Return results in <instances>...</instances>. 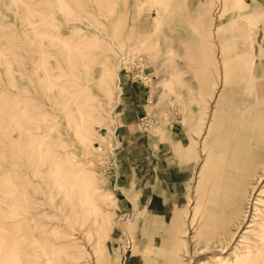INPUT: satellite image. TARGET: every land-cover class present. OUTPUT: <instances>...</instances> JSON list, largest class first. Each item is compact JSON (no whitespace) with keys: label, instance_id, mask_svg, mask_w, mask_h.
<instances>
[{"label":"rangeland","instance_id":"rangeland-1","mask_svg":"<svg viewBox=\"0 0 264 264\" xmlns=\"http://www.w3.org/2000/svg\"><path fill=\"white\" fill-rule=\"evenodd\" d=\"M157 10L163 11L159 22ZM88 13L97 17L99 27L119 45L110 47L108 39L102 37L104 55L100 56L104 58L107 53L112 59L106 70L110 83L107 88L95 85L93 99L90 97L88 101L95 113L80 115L75 109V118H67L66 123H59L62 126L52 131L48 140L51 143H42L39 138L44 123L51 120L52 109L48 105L53 96L43 98L41 84L71 81L78 76L67 70L66 60L62 61L65 52L51 33H69ZM89 30L96 29L91 26ZM33 46L36 52L31 49ZM124 82L142 92L149 103L148 113L134 129L138 133L135 138L140 140L131 146L121 140L119 133L111 131L117 127ZM118 84L122 89L120 97ZM83 119L88 122L91 145L82 147L74 131L77 122ZM263 124L264 0H0V213L11 198L9 189L28 177L31 185L25 194L42 205L33 212L34 220L41 223L36 232L51 235L50 238L55 234L52 239L57 238L54 241L60 245L65 243L62 249L73 253L72 258L58 264H170L169 257L183 247L189 251H181V264H189L187 259L193 254L200 256L194 257L193 264L200 260L215 264L210 262L209 255L217 254L218 250H214L217 247H206L216 229L212 209L219 196L228 191L233 176L229 162L255 147ZM255 129L257 133L253 132ZM248 136H252L250 140ZM52 141L57 143L53 145L55 148ZM133 146L142 147L139 152L147 157L132 167L127 151ZM257 150L264 157V144ZM77 163L84 164L83 169L88 171L70 196L57 185L59 177L55 173L62 169L72 171ZM91 169L93 177L87 174ZM123 170L126 175H121ZM63 196L67 200H62ZM72 206L74 211L68 210ZM4 226L2 221L0 264ZM70 231L74 238L64 236V240L62 234ZM170 239L179 240L180 245L174 247ZM252 239L253 246L256 243L259 250L263 249V239ZM196 248L204 251L195 253ZM72 249L80 253L75 254ZM252 253L247 255L249 261L244 262L261 263L264 250ZM228 255L229 252L225 254Z\"/></svg>","mask_w":264,"mask_h":264},{"label":"bare ground","instance_id":"bare-ground-1","mask_svg":"<svg viewBox=\"0 0 264 264\" xmlns=\"http://www.w3.org/2000/svg\"><path fill=\"white\" fill-rule=\"evenodd\" d=\"M185 1V0H184ZM221 1V0H220ZM185 4V3H184ZM168 10L173 11V9H171L169 6H167ZM158 11V10H157ZM166 11V9H164V12ZM163 11H158V16H157V20L159 22V20H161V18L163 17ZM221 16V15H220ZM216 17V16H215ZM77 18V17H76ZM83 21L82 22H75L77 23L76 26H72V29L68 30L70 31L69 33L63 34L61 32H56V33H51L53 36L55 35L59 41V44H61L60 46L62 47L63 52H65V57L63 60H66V65H67V70L70 71H74V75L77 73L78 76H76V78H71L70 76L69 79L71 78V81H47L43 84H41L42 87V91H41V95L43 98H50V96H53L51 99L50 104L48 105L50 107V109H52V113H51V120L50 122H46L44 123V132L43 134L40 136L39 140L43 143H45V141L49 142L48 140H50L52 131H54V129L59 126L61 127L62 125H58L59 123H63L66 121L67 118L73 117L75 118V113L74 110H78L79 114L83 115L85 112H91L93 111V105L90 104L89 98L92 97V91L94 90L95 85H102L104 88H107V86L110 83V76L108 75V73H106L107 68H109L111 60V57H109V55L106 54V56L103 58L100 55H104L101 53V48L104 47V45H102L104 43V40L102 37H106L108 39V43L110 44V47H119L118 43L115 41V38L108 32H106L105 30H103L101 27H99V22H97V17L94 16L93 14L88 13V15L82 17ZM78 19V18H77ZM218 25V24H217ZM216 25V26H217ZM93 27L96 30L91 32L89 30V27ZM215 26V27H216ZM50 27V26H49ZM56 28V27H55ZM217 30H219V26L216 27ZM215 28V30H216ZM53 30V29H52ZM61 31V30H60ZM45 33V32H44ZM43 35V33L41 34ZM50 36V35H49ZM105 39V40H107ZM27 42V41H26ZM44 42V41H43ZM34 43V42H32ZM44 44H46L44 42ZM103 46V47H102ZM31 47V46H30ZM29 47V48H30ZM37 47V46H36ZM34 46L31 48L34 52H36L34 49ZM25 49V48H24ZM36 49V48H35ZM112 49V48H111ZM31 50V51H32ZM104 51L106 50L103 49ZM28 51V50H27ZM112 51V50H111ZM117 51V50H116ZM53 52V51H52ZM113 52V51H112ZM24 53V52H23ZM120 53V52H119ZM27 55V54H25ZM54 55V54H53ZM112 56V55H111ZM24 57V56H23ZM34 57V56H33ZM32 57V58H33ZM123 57V56H121ZM31 58V57H30ZM28 59V58H27ZM30 60V59H29ZM37 61V60H36ZM51 61V60H50ZM55 61V60H53ZM56 62V61H55ZM52 64V63H51ZM56 64V63H55ZM59 64V63H57ZM120 64V63H119ZM27 66V65H26ZM55 66H59V65H55ZM29 67V65H28ZM106 67V68H105ZM119 67V65H118ZM60 68V67H58ZM105 68V70H104ZM36 70V69H35ZM63 70V69H62ZM65 71V70H64ZM41 73V72H40ZM72 73V72H71ZM57 74V73H56ZM73 74V73H72ZM42 75V74H41ZM62 75V74H61ZM60 75V76H61ZM64 75L67 76V74L64 73ZM69 75V74H68ZM116 76L119 79V73H118V68H116ZM27 77V75L25 76ZM36 77V75H35ZM67 77V78H68ZM74 77V76H73ZM29 78V77H28ZM37 78L39 79L38 75ZM98 80H102V81H96L95 79ZM66 79V78H65ZM36 82V81H35ZM40 82V81H39ZM39 82L37 81V84H39ZM119 81H117L118 83ZM227 82V81H226ZM222 83V82H221ZM28 84V83H27ZM223 84V83H222ZM25 85V84H24ZM224 85V84H223ZM29 87V86H27ZM38 88H40L39 86H37ZM118 96L120 97L122 94V89H121V85L118 84ZM26 88V87H25ZM24 88V89H25ZM31 89V88H30ZM37 89V88H36ZM96 89V88H95ZM23 90V88H22ZM27 90V89H26ZM25 90V91H26ZM32 90V89H31ZM35 91V90H34ZM38 91V90H37ZM40 91V89H39ZM214 92V90H213ZM29 93V92H28ZM216 93V92H215ZM30 94V93H29ZM38 94V93H37ZM101 94V93H100ZM32 95V94H31ZM35 95V94H33ZM40 95V94H39ZM102 95V94H101ZM215 95V94H214ZM218 96V95H217ZM216 96V97H217ZM31 97V96H30ZM41 97V96H40ZM24 98V97H23ZM102 98V97H101ZM201 98V97H200ZM214 98V96H213ZM14 99V98H13ZM27 99V96H25V101ZM30 100V99H29ZM28 100V101H29ZM38 100V99H37ZM203 100V99H202ZM24 101V102H25ZM27 101V102H28ZM43 101V100H42ZM108 101V100H107ZM209 101V100H208ZM211 101V100H210ZM19 102H20V97H19ZM203 102V101H201ZM44 103V102H43ZM48 103V102H47ZM20 104V103H19ZM25 104V103H24ZM104 104V102H103ZM205 104V103H204ZM201 105V109H203L202 107L204 106L203 103L200 104ZM206 105V104H205ZM8 106V105H7ZM104 107V106H103ZM206 107V106H205ZM209 107V106H208ZM211 107V105H210ZM245 107V105H244ZM47 109H49L47 107ZM40 110H43L42 108ZM211 110V109H210ZM44 111V110H43ZM206 111V110H205ZM94 113L96 112V110L93 111ZM204 112V110H203ZM92 113V112H91ZM93 113V114H94ZM45 114V113H44ZM92 114V115H93ZM206 114V113H205ZM39 115V114H38ZM97 115V114H95ZM33 117V116H32ZM35 117H38L37 115H35ZM43 118V117H42ZM41 118V119H42ZM89 118V117H88ZM49 119V118H48ZM81 119V118H80ZM205 119V118H204ZM40 120V119H39ZM207 120V119H206ZM35 123L37 122L36 120H34ZM44 121V120H42ZM41 121V122H42ZM73 121V119H72ZM76 122V121H75ZM207 122V121H206ZM40 123V121H39ZM16 125V124H15ZM40 126V124H39ZM206 126V123H205ZM264 126V124H263ZM32 127V126H31ZM58 127V128H59ZM75 136H76V140L77 143L79 144V146H89L91 145V141L89 139V128H88V122L83 119L77 122V125L75 126ZM209 127V126H208ZM17 128V127H16ZM57 128V129H58ZM40 129V127H39ZM209 129V128H208ZM41 130V129H40ZM60 130V129H59ZM111 131L113 133H117L116 132V128L111 129ZM206 131V130H205ZM60 132V131H59ZM58 132V133H59ZM254 133H257V130L255 129L253 131ZM17 133V132H16ZM207 134V133H206ZM252 137V136H251ZM250 136L247 137L248 140L251 139ZM58 138V137H57ZM60 138V135H59ZM63 138V137H62ZM201 138V137H200ZM259 138L260 141L257 142L256 144H254L255 147L253 148H248L245 151L242 152L241 155H237L236 158L232 159L229 162V165L232 169L233 172V176L232 179H230V183L227 186L228 191L225 194H221V196H219V200L217 201V204L215 205V207L212 209L214 217H213V221L216 223V229L213 233V235L209 238L208 242L206 243V247L210 248V245H214L217 247V249L214 250H218V253L215 254L214 256H210L212 258L210 259V262H215V264H244V260L247 262L249 261L248 253H252L253 249L255 251V253L260 252V250H264L260 249L256 247V243L253 246L252 245V238H255L254 240H260L262 241V239L264 240V157H261L257 147L259 148L260 144L263 146L264 144V130H262V133L259 134ZM65 139V138H63ZM18 140V139H16ZM61 139H59L58 141H60ZM200 140V139H199ZM55 141V140H53ZM52 141V142H53ZM57 141V140H56ZM57 141V142H58ZM66 141V140H65ZM256 141V140H254ZM203 142V141H202ZM51 143V142H50ZM54 143V142H53ZM51 144L52 146L57 143ZM60 143L62 144V141H60ZM59 144V143H58ZM69 144V143H68ZM50 145V146H51ZM66 145V144H65ZM46 146H49L46 144ZM51 146V147H52ZM53 146V147H54ZM22 147V146H21ZM57 147V146H56ZM61 147V146H59ZM50 148V147H49ZM55 148V147H54ZM24 149V147H23ZM22 149V150H23ZM48 149V147H47ZM203 150V148H202ZM63 150H61L62 152ZM23 152V151H22ZM54 152V151H53ZM64 152V151H63ZM20 155V153H19ZM24 155V154H23ZM22 155V156H23ZM47 155V154H46ZM45 156V155H44ZM48 156V155H47ZM62 156V155H61ZM204 156V155H203ZM25 157V156H24ZM51 157V155H50ZM49 157V158H50ZM54 157V156H53ZM201 157V156H200ZM33 158V157H32ZM45 158V157H43ZM47 158V157H46ZM192 158V157H191ZM10 159V158H9ZM40 159V157H39ZM38 159V161H39ZM51 159V158H50ZM53 159V158H52ZM10 161V160H7ZM16 161V160H15ZM86 161V160H85ZM23 162V161H22ZM30 162V161H29ZM37 162V161H36ZM75 162V161H74ZM77 162V161H76ZM75 162V163H76ZM201 162V161H200ZM203 162V161H202ZM9 163V162H7ZM18 163V162H17ZM48 163V161H47ZM55 163V162H54ZM53 163V164H54ZM85 163V162H84ZM20 166V162L18 163ZM86 164V163H85ZM197 164V163H196ZM205 164V163H203ZM17 164H14L13 166L15 167ZM27 165V164H25ZM55 165H57L55 163ZM84 165V164H83ZM83 165H81V163H77V168L75 166V168L72 171H63L64 169H62V171H56V175H58L59 177V187L62 191H66L67 193H73L74 188L78 187V180L85 174V171L88 170H84L83 169ZM200 165V164H199ZM8 166V165H7ZM19 166V167H20ZM38 166V165H37ZM48 166V165H46ZM51 166H54L51 164ZM58 166V165H57ZM58 169H60L59 167H57ZM198 166V165H197ZM13 167V168H14ZM24 167V166H23ZM32 167V166H31ZM55 167V166H54ZM53 167V168H54ZM10 170V166L7 167ZM12 168V167H11ZM18 168V167H17ZM27 168V167H24ZM24 168L22 170H24ZM33 168V167H32ZM44 168V167H43ZM48 168V167H47ZM55 168V170H56ZM87 168V167H86ZM5 169V168H4ZM51 169V168H50ZM6 170V169H5ZM19 170V169H17ZM16 170V172H17ZM30 170V169H28ZM61 170V169H60ZM197 170V169H196ZM13 171V169L11 170V172ZM31 171V170H30ZM36 171V170H35ZM198 171V170H197ZM19 172V171H18ZM33 172V171H32ZM43 172V171H41ZM6 173V171H5ZM4 173V174H5ZM10 173V172H9ZM13 173V172H12ZM11 173V174H12ZM15 173V172H14ZM13 173V174H14ZM25 172L21 173L22 175ZM29 172V176H30ZM47 173V172H46ZM94 172L89 171V176H94L93 174ZM17 174V173H16ZM26 174H27V169H26ZM35 174V173H34ZM52 176V173H50ZM6 175V174H5ZM18 175V174H17ZM53 175H54V170H53ZM9 176V175H7ZM16 176V175H15ZM43 176V175H42ZM45 176V175H44ZM6 177V176H4ZM18 177V176H17ZM20 177V175H19ZM24 177V175H23ZM22 177V178H23ZM3 178V176L1 177V179ZM9 178V177H8ZM21 178V179H22ZM31 178V177H30ZM34 178V177H32ZM50 178V176H49ZM21 179L19 180V182L21 181ZM28 177H26L25 181L22 180L21 184L17 187H9L10 192L12 193L11 198L7 201L5 207L3 208V210H1L0 213V223L2 221H5V226H4V235L2 237L3 240V249H2V253H3V259L1 264H58V261L61 260H65L68 258H72L71 253L67 252L66 250L62 249L63 246L66 247V245H63L65 243L62 244L61 241H59V243H61L62 245L56 243L54 241V239L56 240L57 238H53V233H52V238L51 235L48 234H40L37 235L38 233L36 232V230H38V227L41 226V223L36 222V220H34V215L33 212H35V210L37 211V207L39 209L40 205L39 203H37L38 201H33L32 199L34 198L32 196L28 197L25 192L27 190V187L30 186V182L31 180H27ZM43 179V178H42ZM48 179V178H47ZM34 180V179H33ZM52 180V179H51ZM57 180V179H56ZM55 180V181H56ZM18 181V180H17ZM38 181V180H35ZM46 181V180H45ZM50 181V180H49ZM12 182V181H11ZM39 181V185H40ZM58 182V180H57ZM36 183V182H35ZM14 184V183H13ZM45 184V182H44ZM56 184V182H55ZM33 185V183H32ZM34 186V185H33ZM156 186V185H155ZM37 187V186H36ZM40 187V186H39ZM57 187V186H56ZM58 187V188H59ZM32 189V187H30ZM38 188V187H37ZM53 188V187H52ZM153 188V187H152ZM29 189V188H28ZM39 189V188H38ZM2 190V189H1ZM33 190V189H32ZM41 190V189H40ZM30 191V190H29ZM34 191V190H33ZM36 191V189H35ZM44 191V190H43ZM28 192V191H27ZM40 192V191H39ZM56 192V191H55ZM54 192V194H55ZM58 192V190H57ZM60 192V190H59ZM15 195H14V194ZM33 194V192H32ZM41 194V193H40ZM46 193H44L45 195ZM30 195V193H29ZM35 195V194H33ZM49 195V194H48ZM56 195V194H55ZM58 195V194H57ZM73 195V194H72ZM38 196V195H37ZM46 196V195H45ZM51 196V195H50ZM61 196V195H60ZM71 196V195H70ZM36 197V196H35ZM48 197V196H47ZM55 197V196H54ZM52 197L51 200L54 198ZM58 197V196H57ZM66 197V196H65ZM69 197V196H68ZM105 197V195H104ZM45 198V197H44ZM74 198V196H73ZM72 198V199H73ZM205 198V197H204ZM35 199V198H34ZM57 199V198H55ZM67 200L66 198H64L62 200ZM70 198H68L69 200ZM91 199V198H90ZM43 200V199H42ZM39 199V202L42 201ZM49 201V199H47ZM61 200V201H62ZM88 200V199H87ZM46 201V200H45ZM47 201V202H48ZM71 201V200H70ZM51 202V201H50ZM60 202V201H59ZM65 202V201H64ZM74 202V201H73ZM76 202V201H75ZM74 202V203H75ZM195 202V200H194ZM54 203V202H53ZM57 203V202H56ZM69 203V201H68ZM193 203V202H192ZM52 204V203H51ZM55 204V203H54ZM52 204V205H54ZM60 204V203H59ZM62 204V203H61ZM60 204V205H61ZM76 204V203H75ZM51 205V206H52ZM57 205V204H56ZM69 205V204H68ZM78 205V204H77ZM165 205V204H164ZM188 205V204H187ZM194 205V204H191ZM43 206L46 207V205L43 204ZM71 206V205H70ZM69 206V207H70ZM88 206V205H87ZM68 210H72L74 211V208L72 206V209ZM79 207V205L77 206ZM76 207V208H77ZM191 207V206H190ZM202 207V206H201ZM200 207V208H201ZM58 208V207H57ZM63 208L67 209V207L64 205ZM62 208V209H63ZM90 208V207H89ZM87 208V209H89ZM165 208V207H164ZM205 208V207H204ZM35 209V210H34ZM44 209V208H43ZM79 209V208H77ZM84 209V208H83ZM34 210V211H33ZM42 210V209H40ZM38 211L41 212V211ZM45 210V209H44ZM47 210V209H46ZM49 210V209H48ZM53 210V209H52ZM76 210V209H75ZM90 210V209H89ZM53 212V211H52ZM59 212V211H58ZM64 212V211H63ZM36 213V212H35ZM51 213V212H50ZM55 213V212H54ZM73 213V212H72ZM80 213V212H79ZM43 214L45 215L44 211ZM47 214V211H46ZM64 214V213H63ZM66 214V213H65ZM69 214V211H68ZM67 214V215H68ZM74 214H76L74 212ZM106 214V213H105ZM166 214V213H165ZM38 215V214H37ZM42 215V214H41ZM49 215V214H48ZM50 217H54L52 216V214H50ZM60 215V214H59ZM73 215V214H72ZM190 215V214H189ZM56 216V215H55ZM68 216H71L68 215ZM49 217V216H47ZM62 217V215L60 216ZM81 217V216H80ZM176 217V216H175ZM42 218V216H41ZM44 218V217H43ZM58 218V217H57ZM76 218V217H75ZM181 218V217H180ZM37 219V218H36ZM55 220V218H53ZM63 219V217L61 218ZM79 219V218H78ZM86 219V218H85ZM177 219V218H176ZM31 220L34 222H31ZM38 220V219H37ZM42 219H40L39 221H41ZM49 220V219H48ZM52 220V218H51ZM50 220V222H51ZM60 219H58L59 221ZM65 220V219H64ZM45 221V219H44ZM62 221V220H61ZM59 221V222H61ZM78 221V220H77ZM169 221V220H168ZM53 222V221H52ZM76 222V221H75ZM80 222V221H79ZM78 222V224H79ZM184 224V221H182ZM195 222V219H194ZM198 222V221H197ZM49 223V222H48ZM54 223V222H53ZM53 223L51 224L53 227ZM58 223V222H57ZM46 223L42 224L45 226ZM74 224V223H73ZM73 224L71 226H73ZM188 224V223H187ZM49 225V224H48ZM57 225V224H56ZM62 225V224H61ZM65 225V224H64ZM76 225V223H75ZM200 225V223H199ZM198 225V226H199ZM43 226V227H44ZM77 226V225H76ZM197 226V224H196ZM49 227V226H48ZM57 227V226H56ZM75 227V226H74ZM78 227V226H77ZM86 227V226H85ZM188 227V226H187ZM190 227V226H189ZM2 228V227H1ZM0 228V229H1ZM55 228V227H54ZM61 228V226H60ZM76 228V227H75ZM80 228V227H79ZM153 228V226H152ZM42 229V227H41ZM50 229V227H49ZM53 229V228H52ZM51 229V231H52ZM77 229V228H76ZM75 231H78L76 230ZM84 229V228H83ZM190 229V228H189ZM197 229V227H196ZM47 230V229H46ZM64 230V229H63ZM71 230V229H70ZM178 230V229H177ZM44 231H45V227H44ZM42 231V232H44ZM59 231V230H57ZM187 231V230H186ZM184 231V234L185 232ZM189 231V230H188ZM61 232V231H60ZM59 232V233H60ZM183 231L178 232L179 234H182ZM37 233V234H36ZM49 233V232H48ZM87 233V232H86ZM189 233V232H188ZM51 234V233H50ZM61 234V233H60ZM58 234V235H60ZM74 233H72L71 231L65 234H62L63 237L64 236H72ZM192 234V233H191ZM81 235V234H80ZM84 235V234H83ZM76 236H78L76 234ZM55 237V236H54ZM58 237V236H56ZM79 237V236H78ZM189 236H187L188 238ZM60 238V236H59ZM66 237H64L65 240ZM71 238H74L73 236ZM76 238V237H75ZM62 239V238H60ZM132 238H130L131 240ZM161 239V238H160ZM181 239V238H179ZM62 239V241H64ZM69 240V239H67ZM76 240V239H75ZM78 240V239H77ZM163 240V239H162ZM161 240V241H162ZM168 240V239H167ZM206 240V239H204ZM79 241V240H78ZM170 243H172V245L178 246L180 245V241L176 240V239H171L169 240ZM207 241V240H206ZM205 241V242H206ZM70 242V241H69ZM73 242V241H72ZM164 242V241H163ZM191 242V240H190ZM189 242V243H190ZM74 243V242H73ZM76 243V242H75ZM74 243V244H75ZM183 243V242H182ZM192 243V242H191ZM264 243V241H263ZM80 244V243H78ZM258 244V243H257ZM183 245V244H181ZM260 245V243L258 244ZM70 246V244H69ZM67 246V247H69ZM73 246V245H72ZM78 247V245H75V247ZM81 247V245H80ZM192 247V246H191ZM177 248V247H176ZM179 248V247H178ZM262 248V247H261ZM71 249V248H70ZM81 249V248H79ZM204 249H206L204 247ZM203 248H196L195 253H202L204 251ZM72 250H76V249H72ZM72 250H70L72 252ZM185 250L186 252H188L189 250L187 248L184 249V247L181 249L180 248V252L179 250H177V252L172 255V257H169V259L171 260L170 264H181L183 263V259L181 254V251ZM191 250V249H190ZM81 251V250H80ZM83 251V250H82ZM253 251V252H254ZM75 254L77 252L73 251ZM79 252V251H78ZM77 252V254H78ZM215 252V251H214ZM229 252L228 256H225V254H227ZM80 253V252H79ZM210 253V252H209ZM252 253V254H255ZM84 254V253H82ZM212 254V253H211ZM162 255L166 258L168 257V255H166L165 253H162ZM191 255V254H190ZM189 255V256H190ZM197 254H193L191 256V259H187L186 261L189 262V264H191L195 259L194 257H198L196 256ZM201 255V254H200ZM204 255V254H203ZM244 255H246L247 259H245ZM75 256V255H73ZM80 256V255H79ZM77 256V257H79ZM264 256V254H263ZM262 256V257H263ZM76 257V256H75ZM76 257V258H77ZM82 257V255H81ZM200 257V256H199ZM202 259L204 256H201ZM208 257V256H207ZM251 257V256H250ZM249 257V258H250ZM124 258V257H123ZM122 258V259H123ZM132 258V257H131ZM264 258V257H263ZM88 259V258H87ZM133 259V258H132ZM141 259V257H140ZM198 259V258H197ZM232 259V260H231ZM255 258H252V261L255 262V260H253ZM71 260V259H70ZM259 260V259H258ZM264 260V259H263ZM262 260V262H263ZM67 261V260H65ZM204 261V260H203ZM203 261H199L200 263L197 264H206V262ZM62 262V261H61ZM78 262V261H77ZM80 262V261H79ZM130 262V261H129ZM181 262V263H180ZM196 262V261H195ZM261 262V263H262ZM82 263V262H81ZM209 263V262H208ZM260 263V262H259ZM258 263V264H259ZM260 263V264H261ZM69 264V263H68ZM76 264V263H75ZM80 264V263H79ZM193 264V263H192ZM214 264V263H213ZM247 264V263H245ZM250 264V262H249ZM264 264V263H262Z\"/></svg>","mask_w":264,"mask_h":264},{"label":"crops","instance_id":"crops-1","mask_svg":"<svg viewBox=\"0 0 264 264\" xmlns=\"http://www.w3.org/2000/svg\"><path fill=\"white\" fill-rule=\"evenodd\" d=\"M148 107L149 103L146 102L142 92L138 91L132 84L124 82L120 113L116 127L117 134L119 133L118 135L123 142L130 144V146L134 142H139L140 139L135 138L138 133L135 132L134 129L141 117L144 116L145 113H148ZM139 151H142V147L133 146L127 151V158L130 161V166L133 167V163L147 157ZM121 175H126V171L123 170Z\"/></svg>","mask_w":264,"mask_h":264}]
</instances>
